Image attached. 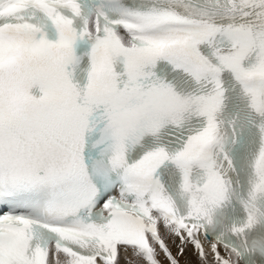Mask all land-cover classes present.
Masks as SVG:
<instances>
[{
	"label": "snow or ice",
	"instance_id": "snow-or-ice-1",
	"mask_svg": "<svg viewBox=\"0 0 264 264\" xmlns=\"http://www.w3.org/2000/svg\"><path fill=\"white\" fill-rule=\"evenodd\" d=\"M0 264H264V0H0Z\"/></svg>",
	"mask_w": 264,
	"mask_h": 264
}]
</instances>
